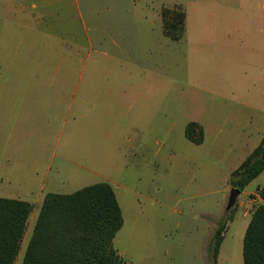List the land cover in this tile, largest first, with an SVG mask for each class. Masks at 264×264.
<instances>
[{
	"label": "rangeland",
	"instance_id": "rangeland-1",
	"mask_svg": "<svg viewBox=\"0 0 264 264\" xmlns=\"http://www.w3.org/2000/svg\"><path fill=\"white\" fill-rule=\"evenodd\" d=\"M31 4L0 0V196L32 204L14 264L47 192L100 181L122 210L113 246L127 264H214L212 237L233 211L217 264H243L239 208L259 202L229 206L228 181L264 130V0H78L80 16L66 0L73 29L56 40L23 27ZM174 4L179 40L162 30ZM191 121L199 144L184 135ZM257 184L264 171L245 190Z\"/></svg>",
	"mask_w": 264,
	"mask_h": 264
},
{
	"label": "trees",
	"instance_id": "trees-1",
	"mask_svg": "<svg viewBox=\"0 0 264 264\" xmlns=\"http://www.w3.org/2000/svg\"><path fill=\"white\" fill-rule=\"evenodd\" d=\"M186 12L180 4L161 10L163 34L179 40ZM184 135L203 141L202 126L189 122ZM264 170V135L261 142L231 172L229 185L240 192ZM260 202L251 211L242 240L243 264H264V185L257 187ZM32 210L29 201L0 196V264H14ZM219 222L210 243L214 264L227 222ZM123 225L122 210L113 187L106 181L71 193L47 192L26 245L21 264H127L113 246Z\"/></svg>",
	"mask_w": 264,
	"mask_h": 264
},
{
	"label": "crops",
	"instance_id": "crops-1",
	"mask_svg": "<svg viewBox=\"0 0 264 264\" xmlns=\"http://www.w3.org/2000/svg\"><path fill=\"white\" fill-rule=\"evenodd\" d=\"M32 2L31 6L33 8H37L38 9V13L36 16H33L34 18V26H28L27 24L23 25V27H25L26 29H41V31L45 34H48V35H51L55 40H56V29H73L71 28L70 26L69 27H64L65 24L62 23L61 19L66 17L64 15V13L61 11L63 7H65V2L66 0H29ZM74 1V6L76 8V11H77V14L80 16L81 13H80V8L78 6V0H73ZM134 14H135V11H134ZM137 17L139 16L138 13H136ZM138 26H139V22H138ZM132 31V34L134 35V29L131 30ZM109 39L117 44L119 43L116 42L112 37L109 36ZM118 45V44H117ZM203 128V127H202ZM204 131V130H203ZM264 135V130L261 131L260 133V139H259V142L258 144L261 142L262 140V137ZM192 142V141H191ZM257 144V145H258ZM256 145V146H257ZM255 146V147H256ZM254 147V148H255ZM253 148V149H254ZM252 149V150H253ZM251 150V151H252ZM246 158V157H245ZM244 158V159H245ZM243 159V160H244ZM242 160V161H243ZM241 161V162H242ZM240 165V164H239ZM238 165V166H239ZM237 166V167H238ZM236 167V168H237ZM234 168V169H236ZM233 169V170H234ZM232 170V171H233ZM231 171V172H232ZM264 171V170H263ZM231 172H230V175H231ZM264 185V184H263ZM263 185H259L257 184L256 185V189L257 187H260V186H263ZM250 193H254L256 195V198L258 200V202H260V198L257 194V191L254 192L252 189H249V190H245V188L238 194L237 197H239L240 194H242L243 196L247 195V194H250ZM242 196V197H243ZM242 206V204H241ZM239 210H241V218H246L248 217V220H247V224H248V221L250 219V216H251V212L249 213H246L244 212L243 208H239ZM234 216V215H233ZM231 221V220H229ZM228 223V222H227ZM246 224V226H247ZM246 226H245V229H246ZM227 229V228H226ZM226 231V230H225ZM245 232V230H244ZM244 235V234H243ZM224 236H225V232H224ZM224 239V238H223ZM243 240V239H242ZM221 246V245H220ZM220 250V248H219ZM219 253V252H218Z\"/></svg>",
	"mask_w": 264,
	"mask_h": 264
},
{
	"label": "water",
	"instance_id": "water-1",
	"mask_svg": "<svg viewBox=\"0 0 264 264\" xmlns=\"http://www.w3.org/2000/svg\"><path fill=\"white\" fill-rule=\"evenodd\" d=\"M239 193H240V191L238 189L232 188L231 193L229 195V200H228L229 206H232L235 203V200H236Z\"/></svg>",
	"mask_w": 264,
	"mask_h": 264
}]
</instances>
